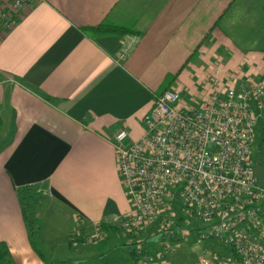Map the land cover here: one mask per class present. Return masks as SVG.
<instances>
[{
	"label": "crops",
	"instance_id": "0c3cea01",
	"mask_svg": "<svg viewBox=\"0 0 264 264\" xmlns=\"http://www.w3.org/2000/svg\"><path fill=\"white\" fill-rule=\"evenodd\" d=\"M104 22L131 31H84ZM244 79L264 82V0H38L26 7L0 36V242L9 252L3 264L46 262L31 246L18 187L44 192L38 220L45 202L61 207L54 222L65 238L114 221L130 209L109 141L114 131L142 135L143 116L166 88L198 105L226 80L236 87ZM117 234L99 241L106 244L93 251L97 264L132 263L128 251L136 245L118 246ZM204 243L203 253H229ZM148 250L154 264L198 259L179 245L164 261Z\"/></svg>",
	"mask_w": 264,
	"mask_h": 264
},
{
	"label": "built area",
	"instance_id": "2783aa9c",
	"mask_svg": "<svg viewBox=\"0 0 264 264\" xmlns=\"http://www.w3.org/2000/svg\"><path fill=\"white\" fill-rule=\"evenodd\" d=\"M37 1L0 0V36ZM142 123L138 140L126 128L109 138L130 209L114 221L92 223L87 242L101 241L108 227L133 237L153 229L161 235L155 258L164 261L186 239L179 224L194 219L199 241L217 242L229 253L204 252L178 264H264V190L252 161L257 138L264 139V82L244 79L234 87L226 80L198 105L166 88ZM142 248L135 247L131 264H154Z\"/></svg>",
	"mask_w": 264,
	"mask_h": 264
},
{
	"label": "rangeland",
	"instance_id": "374dc122",
	"mask_svg": "<svg viewBox=\"0 0 264 264\" xmlns=\"http://www.w3.org/2000/svg\"><path fill=\"white\" fill-rule=\"evenodd\" d=\"M141 136L142 135L138 137L130 136V138L133 140H138ZM257 152H261V156L259 158L255 157ZM252 161L254 163L260 162L264 166V139L262 135L257 138L253 147ZM262 200L264 201V196ZM60 212H62L60 206L53 203L50 205L48 202H45L41 213L39 214L38 225L41 230L42 239L40 240L38 238L37 241L39 244V249L41 250L42 254L45 255V264H97L99 261H97L95 258H97L98 252L93 253V251H95L96 247H101L106 243H88L87 238L89 237L91 230L90 232L85 231V233H82L81 235H75L72 232H68L65 238L64 234L61 232V228H59V224H55L54 222V219L59 217L58 214ZM198 225L199 222L194 219H190L186 223L181 222L179 226H183L182 232L185 234L186 239L181 240L177 244L183 251L192 254V257L195 259H197L203 253V250L208 248V244L204 243L203 241H199L197 237L195 228ZM117 235H119V239L115 240V242L118 244V246H120V244H124V242L128 240H132L133 242H137L136 246L150 249L152 252L155 251L154 244L157 242V237H161L160 234H155L153 229L147 234H142L138 237L127 235L124 236L120 232H118ZM76 237H81L83 241L76 240ZM51 245H54V249L53 247L50 248ZM172 251H174L173 253L175 254L177 251L176 247H174ZM174 254L169 253L167 256H173ZM177 255L179 256V253H177ZM151 256H154V254Z\"/></svg>",
	"mask_w": 264,
	"mask_h": 264
},
{
	"label": "trees",
	"instance_id": "16d2710c",
	"mask_svg": "<svg viewBox=\"0 0 264 264\" xmlns=\"http://www.w3.org/2000/svg\"><path fill=\"white\" fill-rule=\"evenodd\" d=\"M84 31H86L90 36L93 37L95 35H106V34H115V33L123 34V33H128L131 30L104 22L97 26L84 28ZM16 193H17L24 224L26 225L29 231L31 246L33 250L37 253V255L40 258H43L44 256L39 250L37 243V232L39 231V225L36 214H37V209L44 198V192L41 189H38V187L36 186L26 185V186L18 187L16 189ZM107 232L113 233V232H118V230L115 227H108ZM75 239L79 241H83L81 237H76ZM136 243L137 242H131L130 244L124 243L121 245L130 248V247H134ZM142 249L144 252L150 254L147 248H142ZM128 254L134 258V256L136 255L135 249L131 248L128 251ZM8 255L9 252L6 243L0 242V264L8 260Z\"/></svg>",
	"mask_w": 264,
	"mask_h": 264
},
{
	"label": "water",
	"instance_id": "95a60500",
	"mask_svg": "<svg viewBox=\"0 0 264 264\" xmlns=\"http://www.w3.org/2000/svg\"><path fill=\"white\" fill-rule=\"evenodd\" d=\"M260 156H261L260 153L257 152L255 157L259 158ZM254 174H255L260 186L264 190V169H263L262 164L260 162H256L254 164Z\"/></svg>",
	"mask_w": 264,
	"mask_h": 264
}]
</instances>
